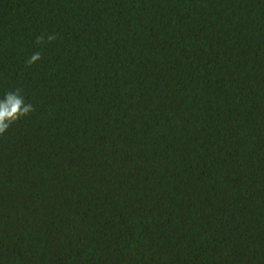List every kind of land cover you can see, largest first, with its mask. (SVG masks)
<instances>
[{
  "label": "trees",
  "instance_id": "1",
  "mask_svg": "<svg viewBox=\"0 0 264 264\" xmlns=\"http://www.w3.org/2000/svg\"><path fill=\"white\" fill-rule=\"evenodd\" d=\"M16 89L0 264H264V0H0Z\"/></svg>",
  "mask_w": 264,
  "mask_h": 264
},
{
  "label": "clouds",
  "instance_id": "2",
  "mask_svg": "<svg viewBox=\"0 0 264 264\" xmlns=\"http://www.w3.org/2000/svg\"><path fill=\"white\" fill-rule=\"evenodd\" d=\"M57 39V35L49 34L47 40L43 35L36 38L37 44H46ZM42 60L40 52H34L26 61L28 66H32ZM35 111L31 103H26L21 90L16 89L5 93L4 98L0 99V136L4 135L6 131L21 119L28 117Z\"/></svg>",
  "mask_w": 264,
  "mask_h": 264
}]
</instances>
